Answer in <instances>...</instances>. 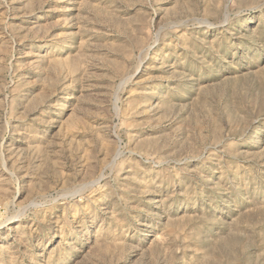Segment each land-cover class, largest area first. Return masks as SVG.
Listing matches in <instances>:
<instances>
[{"label":"rangeland","instance_id":"374dc122","mask_svg":"<svg viewBox=\"0 0 264 264\" xmlns=\"http://www.w3.org/2000/svg\"><path fill=\"white\" fill-rule=\"evenodd\" d=\"M0 264H264V0H0Z\"/></svg>","mask_w":264,"mask_h":264}]
</instances>
